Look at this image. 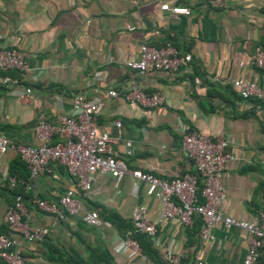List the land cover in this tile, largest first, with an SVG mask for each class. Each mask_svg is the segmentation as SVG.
<instances>
[{"label":"crops","instance_id":"0c3cea01","mask_svg":"<svg viewBox=\"0 0 264 264\" xmlns=\"http://www.w3.org/2000/svg\"><path fill=\"white\" fill-rule=\"evenodd\" d=\"M210 1L0 0V45L19 50L31 66L28 74L0 73V130L17 142L37 145L34 127L40 114L57 124L72 113L75 93L92 98L96 88L118 89L136 81L148 93L160 92L164 101L145 108L122 97L105 99L97 122L116 137V154L130 169L171 179L195 172L180 150L181 128L226 137L232 158L222 179V210L238 219L256 217L264 208V103L241 98L230 81L245 78L264 86V71L251 63L264 43V0H221L217 7ZM165 3L187 7L190 13L162 9ZM167 41L191 54L186 67L143 76L127 67L138 57L141 43L161 46ZM5 76L32 87L31 102L20 101L15 87L2 82ZM115 120L121 122L119 131ZM125 141L131 142L130 155H124ZM9 176L24 179L26 187H9ZM71 186L59 164L31 177L15 151L0 152V233H8L4 215L15 193L23 195L28 224L49 229L43 240L21 243L25 264H104V253L112 264H155L123 247L126 234L105 217L114 212L131 221L133 207L144 205L148 217L158 219L162 204L144 183L134 187L125 175L115 185L110 174L96 172L85 210L98 213V225L84 224L79 215L59 220L35 207L36 199L57 202ZM212 234L211 240L201 241L198 219L186 226L172 218L159 223L151 242L159 264H165L167 248L180 255L181 264H189L193 253L205 264H240L248 248L246 232L218 224Z\"/></svg>","mask_w":264,"mask_h":264},{"label":"built area","instance_id":"2783aa9c","mask_svg":"<svg viewBox=\"0 0 264 264\" xmlns=\"http://www.w3.org/2000/svg\"><path fill=\"white\" fill-rule=\"evenodd\" d=\"M210 3L217 7L221 0H211ZM161 8L169 9L175 14L190 13L187 7H169L167 3L162 4ZM129 29L133 30L135 27L129 26ZM191 58L190 53L180 51L170 41L161 46L141 43L138 57L126 65L143 76L152 70L174 72L186 67ZM251 63L264 71V49L258 47L255 50ZM9 70L28 74L31 66L19 50L0 45V73ZM2 82L15 87L16 96L20 101L31 102L33 89L22 80L5 76ZM230 84L241 98H256L264 103V86L245 78H235ZM94 92L96 94L92 98H87L83 93H75L71 98L72 113L62 116L57 124L47 121L43 114H40L34 127L39 141L37 145L17 142L0 130V152L15 151L25 163L31 177L50 172V164L53 163L63 166L70 176L72 186L57 202L36 199L35 207L54 214L59 220L79 215L84 224L98 225L101 223L98 213L95 210H85V203L91 198L90 189L94 174H110L115 185L125 175H129L134 187L144 183L147 193L159 199L162 204L159 218L156 220L148 217L144 205L133 207L130 220L135 231L146 234L153 242L160 222L175 218L183 225L191 226L198 219L199 238L201 241H207L213 238L212 230L216 225L220 224L225 229L235 226L246 232L248 240V248L240 264H256L264 245V208L249 220L234 218L222 210L225 199L222 179L225 164L232 158L227 138H212L185 126L180 130V150L182 155L193 163L195 172H185L167 179L152 172L130 169L124 158L116 154V137L99 128L97 115L106 98L122 97L127 102L145 108L162 104L164 98L160 92L144 91L136 81L126 82L118 89L96 88ZM114 123L119 131L120 120H115ZM124 145V155H130L131 142L125 141ZM6 181L11 188H15L19 183L26 187V181L16 176H9ZM26 213L23 195L15 193L4 215L8 233H0V264H25L21 243L41 241L49 233L46 227L30 226L24 218ZM121 244L141 254L137 241L127 234ZM162 260L166 264H181L180 255L171 248L164 250ZM189 264L205 263L197 253H193Z\"/></svg>","mask_w":264,"mask_h":264},{"label":"trees","instance_id":"16d2710c","mask_svg":"<svg viewBox=\"0 0 264 264\" xmlns=\"http://www.w3.org/2000/svg\"><path fill=\"white\" fill-rule=\"evenodd\" d=\"M261 48L264 49V43H262ZM105 217L109 222L115 224L121 232L127 234L129 237L136 240L143 255L148 256L150 259H152V261H154L155 264H159L158 253L154 249L151 240L147 237L146 234L135 231L131 221L122 220L114 212H108L107 214H105ZM263 247L261 248L260 256L256 264H264V256H262ZM101 258L104 264H112L111 256L108 253H104Z\"/></svg>","mask_w":264,"mask_h":264}]
</instances>
